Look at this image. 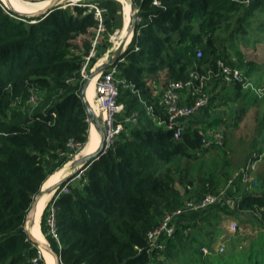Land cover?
I'll return each instance as SVG.
<instances>
[{
	"label": "trees",
	"instance_id": "1",
	"mask_svg": "<svg viewBox=\"0 0 264 264\" xmlns=\"http://www.w3.org/2000/svg\"><path fill=\"white\" fill-rule=\"evenodd\" d=\"M91 2L106 9V39L122 19L121 3ZM91 2L27 18L0 1V264H45L24 223L48 176L88 139L89 121L79 91L84 80L80 68L96 26L85 5ZM135 2L133 35L114 63L117 78L124 81L118 85L121 116L135 113L137 123L126 125L112 147L102 148L61 183L44 207L40 230L62 264H144L146 233L165 212L185 199L219 192V171L180 164L182 158L194 162L195 152L206 149L203 135L188 123L175 139L172 130L158 125L157 118L166 117L158 104L160 92L192 70L215 68L220 59L242 71L244 79L229 83L239 93L256 69L241 45L254 46L260 40L242 44L236 37L246 34L250 23L253 32H264V0ZM257 78L264 79V69ZM32 92L37 95L35 105L29 102ZM220 124L225 125L215 118L208 127L214 130ZM261 125L264 128V121ZM257 134L254 160L264 152V131L258 129ZM257 179L255 193L240 191V179L233 182L225 193L226 198L230 192L238 194L232 205L222 200L183 215L166 242L164 264H224L235 258L212 247L225 217L235 219L239 227L250 224L258 230L253 240L257 247L241 253L245 261L225 264H264V173Z\"/></svg>",
	"mask_w": 264,
	"mask_h": 264
},
{
	"label": "built area",
	"instance_id": "2",
	"mask_svg": "<svg viewBox=\"0 0 264 264\" xmlns=\"http://www.w3.org/2000/svg\"><path fill=\"white\" fill-rule=\"evenodd\" d=\"M244 1L248 2L249 0ZM85 5L92 11L93 17L96 20V26L92 29L90 34V47L86 55H84V61L80 68V74L83 79L89 76L86 68L93 58H97L98 46L105 38V35H107V26L105 23L106 9L98 5L96 2L87 3ZM200 55V50H198L197 56ZM102 63L104 62L100 61L98 67ZM116 74V65L115 63H112L106 69L101 70L92 76V78H94L95 108L98 110L97 116L102 129L101 138L104 144L103 150L113 146L114 140L121 131H123L126 125H134L137 123V115L135 113L121 116L123 104L118 102V85L124 81L117 78ZM211 79H218L222 82L230 83L233 81H240L244 79V76L240 69L230 67L222 60L218 59L215 68H209L204 72L192 70L189 72L186 79L170 81L160 92L158 101V104L164 110L166 117L165 119L158 117L156 120L157 124L162 125L168 130H172L173 138H179L187 120L192 117L196 111L208 104L209 94L207 86ZM184 92L187 96L193 97L192 103L182 102ZM29 102L33 105L37 103V95L35 93H31ZM151 109V106H147L148 112H151ZM87 120L89 121L88 117ZM199 133L203 135V148H208L212 144L221 145L223 142V135L218 131L206 133L203 132V130H199ZM75 144L76 143L73 141L69 142L70 147H74ZM255 155L256 154L253 153L250 159L247 160L237 173L236 179H240L241 181H247L249 179L253 180L254 183H257V179L249 178L248 175L255 167L257 160H254ZM233 182V179H231L228 184L221 188L217 193H206L199 199H185L177 208L165 212L159 223L146 233L147 244L143 250L148 258L144 264H164L163 252L166 248V242L173 236L177 224L180 223L179 219L189 212L203 210L218 202H222L223 198H225L226 190L233 184ZM62 190L65 191L64 189ZM235 226L236 224L231 222L229 225L230 230H234ZM201 249L204 253L208 252L206 247H202ZM214 249L217 253H220L224 250V247L222 244H218Z\"/></svg>",
	"mask_w": 264,
	"mask_h": 264
},
{
	"label": "rangeland",
	"instance_id": "3",
	"mask_svg": "<svg viewBox=\"0 0 264 264\" xmlns=\"http://www.w3.org/2000/svg\"><path fill=\"white\" fill-rule=\"evenodd\" d=\"M86 1L91 2L93 0H77L76 2L66 0L63 3L65 4L68 2L71 5L67 6H72L77 3H83ZM124 12L126 13V11ZM124 12L122 11V13ZM127 15H129V11ZM121 25L122 19L121 21H119L113 33H115L117 29L120 30ZM251 26L252 24L250 23V25L246 27V34L243 35L242 33H240L236 37V40L242 44L243 41L251 44L257 39L260 40L256 42L254 46L241 45V50L243 51L245 58L247 60L253 61L256 64V69L253 70L249 81L244 84L242 91L237 93V91L233 89L229 83L222 81L219 82V80L217 83L215 82L217 80L212 79L209 81L207 86L210 98L209 104L210 102L213 104L210 110L205 111L203 115H201V119L204 121L203 125L205 126V129L208 130V132H210L211 130L206 124L215 118L222 119L224 123H229H225V125L221 124L216 128H212L222 133L223 142L221 146L223 147L221 149H218L216 147L210 146L206 149H203L202 151H196L195 153L197 154L198 159L194 162L184 158L179 161L183 166L190 165L196 168L198 165H200L202 166L201 171H204L209 167L214 168L215 171H219V173L223 175V180L219 183L218 189L225 187L231 179L235 181L237 173L244 166L247 160L250 159L251 155L255 153L252 144L254 143V141L260 139V136L257 134L258 129L264 131V128L261 125V123L264 121V97L263 99H261L263 93L262 89H264V79L261 80L257 78L259 69H264V32H257L255 29L253 32L251 30ZM113 33H110L108 37H106V39L104 38V41H102L99 45L98 51H100V53L98 54L97 58H93L92 62L88 64L86 68L87 74H89L90 72H94V70L98 68L100 59H103V62L107 61L108 57L110 56L108 50L113 46ZM257 34H259V36ZM82 38H84V36L79 38L78 42ZM256 66H258V68ZM93 103L96 107L94 97ZM237 120L239 121L236 127L230 126V124H233V122ZM257 143L259 144L260 141H257ZM82 147L76 149V152L73 151L72 153L66 154L65 157L67 158L65 162L72 159L75 154L79 153ZM262 147L264 149V144L262 145ZM262 173H264V152H262L258 156L255 167L249 172L248 175L249 178L257 179L258 175ZM238 183L240 191L245 190L246 192L252 193L259 191V182L254 183L253 180L248 179L247 181L240 180V182L238 181ZM179 188L182 191L181 187ZM232 195L234 196V198H231ZM237 196L238 194H236L235 192H230L229 196L227 198L225 197L226 199L223 198V200H225V203L227 205H232L235 201H237V199H239V197L237 198ZM231 222H234L236 224L234 230H230L229 228ZM196 223H199V221H197ZM237 225L238 224L235 219L225 217L220 227L221 229L219 230V233H217V239L212 246L214 249V247H217L218 244H222L224 250L219 253L222 256L227 257L228 255H232V253L235 255V258L227 259L224 264L236 260H238L239 262H244V255L241 253L247 252L251 247H257L258 241L256 240L257 242H255L253 240H255L258 230H255V228H253V226H251L250 224L242 225L240 227ZM180 262L181 261L177 260L174 263L166 262V264H180ZM191 264L198 263L192 262Z\"/></svg>",
	"mask_w": 264,
	"mask_h": 264
},
{
	"label": "bare ground",
	"instance_id": "4",
	"mask_svg": "<svg viewBox=\"0 0 264 264\" xmlns=\"http://www.w3.org/2000/svg\"><path fill=\"white\" fill-rule=\"evenodd\" d=\"M3 3H7L5 0H1ZM51 0H39V1H25V0H9L11 6L22 13H38L42 10H44L50 3ZM66 0H61V2H65ZM67 1H77V0H67ZM121 3L122 11H126V13H122L123 15V24L124 26L120 28V30L117 29L115 33L112 34V43L113 46L111 49L108 50V53H112L114 49L121 43V41L127 36V41L131 37V32L129 34L126 31V25L129 21V18L133 12L130 10V0H118ZM129 11V15H127ZM118 32V33H117ZM107 53V55H108ZM103 61V59L99 60ZM98 64V63H96ZM94 75V74H93ZM94 78H91L89 80V83L87 84L85 88V97L87 101L90 103L91 107L93 108L95 114L97 115L98 110L95 108V105L93 103V97H94V86H93ZM101 136L96 130V127L93 123L90 122L89 126V132H88V139L86 143L81 148L80 152L75 154L72 158V160H68V162L64 163L62 167L55 170L52 174H50L45 181V183L42 185L44 189H47L48 187L54 185L59 180H61L65 175L73 171L75 169V165L73 164V160L82 156L86 155L88 153L94 152L100 144ZM52 197L51 192H46L41 195V197L38 200V203L36 205V211L33 216V220L31 222L28 220L25 223V226L27 230L31 233L33 238H35L40 243H43L42 246H39V249L41 250V253L46 261L47 264H54L53 257L49 253V251L46 249L45 245L47 244L46 240L44 239V236L40 230V218L42 211L44 207L46 206L49 199Z\"/></svg>",
	"mask_w": 264,
	"mask_h": 264
},
{
	"label": "water",
	"instance_id": "5",
	"mask_svg": "<svg viewBox=\"0 0 264 264\" xmlns=\"http://www.w3.org/2000/svg\"><path fill=\"white\" fill-rule=\"evenodd\" d=\"M5 1L7 3H3V1H1V2L4 4V6L8 10L12 11L13 13H15L18 16L27 17V18H33L35 16L44 15V14L50 12L53 8H58V7L64 8L67 5H71L68 2L64 4L63 2H61V0H51L50 3H49V5L45 9L42 10V11H40V12H38V13H22V12H19V11L15 10L11 6L9 0H5ZM25 1H27V0H25ZM130 10L133 13L130 16L129 21L127 22L126 31H127L128 34H129V32H131V37H132V35H133V25H134V21L137 18L136 12H135V10H136V2H135V0H130ZM123 26H124V24H123V16H122V25H121V27H123ZM131 37L127 41V36H126L121 41V43L114 49V51L110 54V56L108 57L107 61H105L104 63H102L97 69H95L94 72H90L89 73V76L83 80L82 85H81V88H80V91H79V95H80V97H81V99H82V101H83V103L85 105L87 117L89 118V121L94 124V126L98 130V132H99V134H100L101 137H102V129H101L100 121H99L98 116L95 114L93 108L91 107L90 103L87 101V99L85 97V88H86L87 84L89 83V80L92 78L93 74H96L99 71L106 69L110 64L114 63V61L117 59V57L122 53V51L126 48V46L128 45V43L130 42ZM103 145L104 144H103V141H102V138H101L99 147L94 152L88 153L86 155H82V156H80V157H78V158H76V159L73 160V164L75 165V169H73V171H71L70 173H68L67 175H65L61 180H59L54 185L48 187L47 189H44L41 186V188L34 195L33 202H32V204H31V206H30V208H29V210H28V212L26 214L25 223L28 220L30 222H31V220H33V216H34L35 211H36V205H37L38 200L41 197V195L44 194V193H46V192H51V194L54 195L55 191L61 185V183H63L67 179H69L77 171H81L86 166L87 162H89L93 157H95L102 150ZM62 165L60 167H62ZM25 223H24V229L28 233L29 238L38 247L39 246H42L43 243H40L35 238H33V236L31 235V233L27 230V228L25 226ZM45 247L49 251V253L52 255L54 264H62L61 263V260H60V258L58 256V254L51 249V247L49 246L48 243L45 245ZM45 264H47L46 261H45Z\"/></svg>",
	"mask_w": 264,
	"mask_h": 264
},
{
	"label": "crops",
	"instance_id": "6",
	"mask_svg": "<svg viewBox=\"0 0 264 264\" xmlns=\"http://www.w3.org/2000/svg\"><path fill=\"white\" fill-rule=\"evenodd\" d=\"M100 62V61H99ZM210 99V98H209ZM182 102L184 103H192L193 102V97L191 96H187L186 93L184 92L183 93V99H182ZM213 102V101H212ZM212 104L210 102H208V104L204 107H202L200 110L196 111L194 113V115L192 117H190L188 120H187V123H191L194 127H197L199 130H203V132H206V133H211L213 131H216L215 129L214 130H211L210 128V132L207 131H204L205 130V126L203 125L204 124V121L201 119V115H203V113L207 110H210L211 107H212ZM210 122H208L206 125L208 126ZM226 123V122H225ZM226 124H229V123H226ZM221 125V124H220ZM90 126V125H89ZM97 130V129H96Z\"/></svg>",
	"mask_w": 264,
	"mask_h": 264
}]
</instances>
